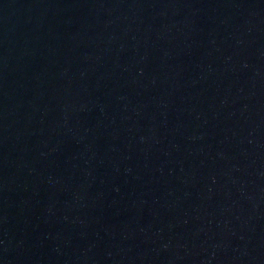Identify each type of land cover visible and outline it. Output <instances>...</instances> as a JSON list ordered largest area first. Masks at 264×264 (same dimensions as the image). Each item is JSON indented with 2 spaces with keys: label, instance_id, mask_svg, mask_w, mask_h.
I'll use <instances>...</instances> for the list:
<instances>
[{
  "label": "water",
  "instance_id": "1",
  "mask_svg": "<svg viewBox=\"0 0 264 264\" xmlns=\"http://www.w3.org/2000/svg\"><path fill=\"white\" fill-rule=\"evenodd\" d=\"M0 264H264V0H0Z\"/></svg>",
  "mask_w": 264,
  "mask_h": 264
}]
</instances>
